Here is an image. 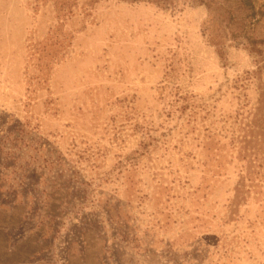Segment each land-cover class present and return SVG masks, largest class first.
<instances>
[{"label":"rangeland","instance_id":"obj_1","mask_svg":"<svg viewBox=\"0 0 264 264\" xmlns=\"http://www.w3.org/2000/svg\"><path fill=\"white\" fill-rule=\"evenodd\" d=\"M260 15L0 0V264H264Z\"/></svg>","mask_w":264,"mask_h":264},{"label":"trees","instance_id":"obj_2","mask_svg":"<svg viewBox=\"0 0 264 264\" xmlns=\"http://www.w3.org/2000/svg\"><path fill=\"white\" fill-rule=\"evenodd\" d=\"M240 4V11L241 12H245V17L248 18V21L251 22H256L257 20V14L260 13L261 17L264 18V11L260 10V11H256L255 9V5L253 3L252 0H237ZM259 20V19H258ZM256 24H254V26H250V27H241L239 28V30H241L242 32L246 31V36L249 37V45H250V49L255 51V52H259V48H258V44H264V39H255L253 37V34L256 30Z\"/></svg>","mask_w":264,"mask_h":264}]
</instances>
